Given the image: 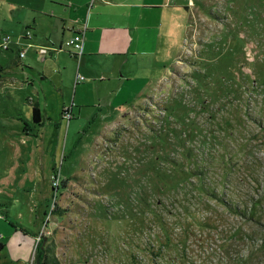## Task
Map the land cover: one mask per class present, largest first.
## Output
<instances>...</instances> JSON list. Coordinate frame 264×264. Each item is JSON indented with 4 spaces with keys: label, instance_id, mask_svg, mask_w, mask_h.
<instances>
[{
    "label": "rangeland",
    "instance_id": "obj_1",
    "mask_svg": "<svg viewBox=\"0 0 264 264\" xmlns=\"http://www.w3.org/2000/svg\"><path fill=\"white\" fill-rule=\"evenodd\" d=\"M34 2L0 0V39ZM172 2L149 85L113 120L75 107L60 126L58 106L38 138L16 106L44 113L59 89L0 83V264H38L40 240L50 264H264V0Z\"/></svg>",
    "mask_w": 264,
    "mask_h": 264
},
{
    "label": "crops",
    "instance_id": "obj_2",
    "mask_svg": "<svg viewBox=\"0 0 264 264\" xmlns=\"http://www.w3.org/2000/svg\"><path fill=\"white\" fill-rule=\"evenodd\" d=\"M34 1L28 10L24 11L26 6H22L23 14L18 20L22 29L12 34L14 39L8 49L12 52L17 45L18 53L11 59L5 58L10 62L3 66L0 83L11 98L19 97V92L25 97L27 94L23 92L28 85L38 90L37 83L43 88L59 89L62 97L51 98L47 104L51 109L47 107L44 113L32 96H27L28 107L23 113L14 105L19 115L24 114L26 133L31 131L38 138L47 132L55 135L52 114L58 106L63 108L61 126L64 121H73L75 107H79L80 114L83 108L102 107L97 113L87 111L86 119L108 115L113 120L120 114V106L137 100L149 85L144 81L152 70V59H159L173 31L172 15L167 18L166 11L180 6L173 5V0ZM28 30L32 33L30 39L25 36ZM78 31L84 33V52L80 58L66 43ZM21 47L26 50L22 58ZM41 48H47V52H40ZM14 73L21 77L12 76ZM78 75L84 78L78 80ZM12 90L16 91L15 95ZM35 105L41 110L39 122L33 115ZM67 113L72 118L67 119ZM15 123L22 125L19 118ZM68 132H72L71 125Z\"/></svg>",
    "mask_w": 264,
    "mask_h": 264
},
{
    "label": "built area",
    "instance_id": "obj_3",
    "mask_svg": "<svg viewBox=\"0 0 264 264\" xmlns=\"http://www.w3.org/2000/svg\"><path fill=\"white\" fill-rule=\"evenodd\" d=\"M28 39L32 38V33L30 30L27 31V34L25 35ZM13 36L10 33H5L2 38L0 39V48L3 50H8L10 47V43L13 41ZM67 45L72 47L74 50V55H76V57H79L83 54L84 52V33L81 31H78L74 34V36H72L71 38H69L66 41ZM22 46H24V44H21ZM25 49H23L22 47L19 49V57H23L25 55ZM40 52H47V48H41ZM84 77L82 75H78V80H82ZM69 114V113H67Z\"/></svg>",
    "mask_w": 264,
    "mask_h": 264
},
{
    "label": "trees",
    "instance_id": "obj_4",
    "mask_svg": "<svg viewBox=\"0 0 264 264\" xmlns=\"http://www.w3.org/2000/svg\"><path fill=\"white\" fill-rule=\"evenodd\" d=\"M33 115H34V119L36 122H39L41 120V111H40V108L38 107V105L34 106ZM1 205L2 204H0V206ZM3 206H4V204H3ZM4 216L6 217L7 214H4ZM4 245H5L4 243H1L0 248L4 247ZM44 245H45L44 240H40L38 242V245H37V263L38 264H50L49 261L47 260V257H46ZM56 264H57V262H56Z\"/></svg>",
    "mask_w": 264,
    "mask_h": 264
}]
</instances>
